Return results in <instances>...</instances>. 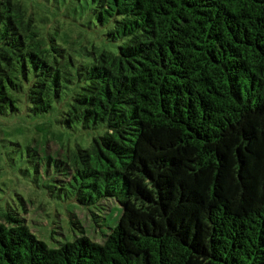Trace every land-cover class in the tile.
I'll return each mask as SVG.
<instances>
[{"label": "trees", "instance_id": "1", "mask_svg": "<svg viewBox=\"0 0 264 264\" xmlns=\"http://www.w3.org/2000/svg\"><path fill=\"white\" fill-rule=\"evenodd\" d=\"M75 1L115 51L78 62L0 0V116L63 105L61 128L98 133L32 181L108 232L49 248L18 197L0 205V264H264V0Z\"/></svg>", "mask_w": 264, "mask_h": 264}, {"label": "rangeland", "instance_id": "2", "mask_svg": "<svg viewBox=\"0 0 264 264\" xmlns=\"http://www.w3.org/2000/svg\"><path fill=\"white\" fill-rule=\"evenodd\" d=\"M20 3L34 18V25L42 38L48 34L57 39L72 57L86 62L83 46L88 49L95 45L108 51L115 48L105 42L106 27L97 26L91 7L84 1L75 0H13ZM18 112L0 116V205L6 203L12 208H20L18 197L25 201V208L31 218L30 230L49 248L74 240L76 236H86L94 242L102 241L106 227L97 228L92 222L90 208L74 202L53 200L44 188L33 184V164L50 156L52 160H66L67 152L76 145L87 148L94 131L64 130L57 123L59 111L65 108L54 106L44 115H30L27 106L18 103ZM33 151L37 152L38 156ZM116 205V204H115ZM75 213L83 232L72 229L68 223V213ZM117 221V210L107 217L109 226Z\"/></svg>", "mask_w": 264, "mask_h": 264}]
</instances>
